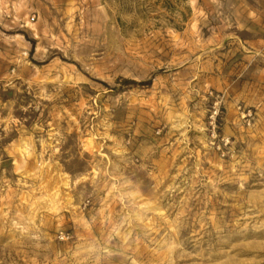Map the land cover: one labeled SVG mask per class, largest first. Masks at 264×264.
<instances>
[{"label":"rangeland","instance_id":"1","mask_svg":"<svg viewBox=\"0 0 264 264\" xmlns=\"http://www.w3.org/2000/svg\"><path fill=\"white\" fill-rule=\"evenodd\" d=\"M0 264H264V0H0Z\"/></svg>","mask_w":264,"mask_h":264},{"label":"trees","instance_id":"2","mask_svg":"<svg viewBox=\"0 0 264 264\" xmlns=\"http://www.w3.org/2000/svg\"><path fill=\"white\" fill-rule=\"evenodd\" d=\"M121 83H123V84H130V83L135 84L136 82L134 80H131V79L123 78L121 80Z\"/></svg>","mask_w":264,"mask_h":264},{"label":"built area","instance_id":"3","mask_svg":"<svg viewBox=\"0 0 264 264\" xmlns=\"http://www.w3.org/2000/svg\"><path fill=\"white\" fill-rule=\"evenodd\" d=\"M34 18V16H32V18L31 19H33Z\"/></svg>","mask_w":264,"mask_h":264}]
</instances>
